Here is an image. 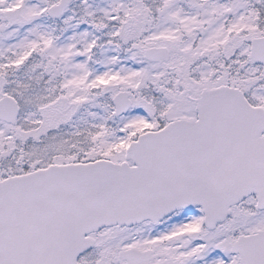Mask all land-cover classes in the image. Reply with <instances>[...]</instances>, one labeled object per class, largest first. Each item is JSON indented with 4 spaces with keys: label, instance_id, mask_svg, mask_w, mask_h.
Masks as SVG:
<instances>
[{
    "label": "snow or ice",
    "instance_id": "6c2138e0",
    "mask_svg": "<svg viewBox=\"0 0 264 264\" xmlns=\"http://www.w3.org/2000/svg\"><path fill=\"white\" fill-rule=\"evenodd\" d=\"M0 264H264V0H0Z\"/></svg>",
    "mask_w": 264,
    "mask_h": 264
}]
</instances>
